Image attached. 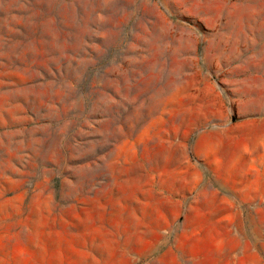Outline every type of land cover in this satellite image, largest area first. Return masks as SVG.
Masks as SVG:
<instances>
[{
	"label": "rangeland",
	"instance_id": "obj_1",
	"mask_svg": "<svg viewBox=\"0 0 264 264\" xmlns=\"http://www.w3.org/2000/svg\"><path fill=\"white\" fill-rule=\"evenodd\" d=\"M0 264H264V0H0Z\"/></svg>",
	"mask_w": 264,
	"mask_h": 264
}]
</instances>
